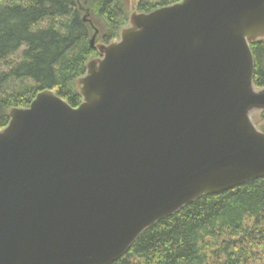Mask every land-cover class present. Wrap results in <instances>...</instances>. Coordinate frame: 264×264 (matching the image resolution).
Returning a JSON list of instances; mask_svg holds the SVG:
<instances>
[{
  "label": "water",
  "instance_id": "water-1",
  "mask_svg": "<svg viewBox=\"0 0 264 264\" xmlns=\"http://www.w3.org/2000/svg\"><path fill=\"white\" fill-rule=\"evenodd\" d=\"M262 40L264 0L132 11L118 40L96 45L77 107L44 90L10 109L0 264H110L200 197L263 178L250 49Z\"/></svg>",
  "mask_w": 264,
  "mask_h": 264
},
{
  "label": "trees",
  "instance_id": "trees-1",
  "mask_svg": "<svg viewBox=\"0 0 264 264\" xmlns=\"http://www.w3.org/2000/svg\"><path fill=\"white\" fill-rule=\"evenodd\" d=\"M181 1L140 0L134 11ZM131 13L125 0H0V130L10 109L27 108L44 90L77 107L76 81L99 56L96 45L118 40ZM87 20L98 30L93 47ZM250 49L253 85L262 89L264 40ZM14 81L21 83L10 87ZM257 118L264 123V112ZM110 264H264V177L200 197L145 230Z\"/></svg>",
  "mask_w": 264,
  "mask_h": 264
},
{
  "label": "rangeland",
  "instance_id": "rangeland-1",
  "mask_svg": "<svg viewBox=\"0 0 264 264\" xmlns=\"http://www.w3.org/2000/svg\"><path fill=\"white\" fill-rule=\"evenodd\" d=\"M140 0H125L126 2V7L129 11H134V8L135 6L137 5V3L139 2ZM20 81H14V82H11L10 83V87H13V88H16L20 85ZM257 113H254L251 115V119L252 121L254 122V124L256 125V127H258V125H260L261 123L263 122H260L257 118Z\"/></svg>",
  "mask_w": 264,
  "mask_h": 264
}]
</instances>
